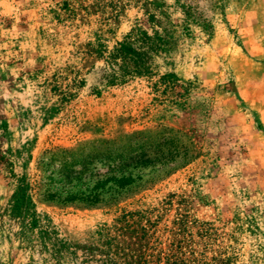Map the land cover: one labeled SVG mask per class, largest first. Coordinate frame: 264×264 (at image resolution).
<instances>
[{"label": "rangeland", "instance_id": "1", "mask_svg": "<svg viewBox=\"0 0 264 264\" xmlns=\"http://www.w3.org/2000/svg\"><path fill=\"white\" fill-rule=\"evenodd\" d=\"M82 145L157 171L87 207ZM0 264H264V0H0Z\"/></svg>", "mask_w": 264, "mask_h": 264}, {"label": "trees", "instance_id": "2", "mask_svg": "<svg viewBox=\"0 0 264 264\" xmlns=\"http://www.w3.org/2000/svg\"><path fill=\"white\" fill-rule=\"evenodd\" d=\"M145 145H82L73 151L57 150L51 156L59 162L63 187L79 185L77 202L92 207L107 195L110 202L129 194L135 181L146 171H157V146L146 150ZM135 174V179L132 176ZM155 175H153L154 177ZM93 185V189L87 186ZM86 188H85V187ZM106 187V189H104ZM83 192H87L84 195ZM77 193V195H78ZM74 200L69 197L66 201Z\"/></svg>", "mask_w": 264, "mask_h": 264}]
</instances>
